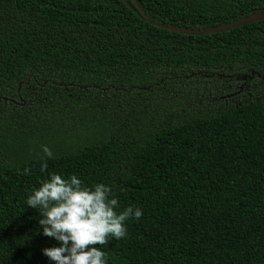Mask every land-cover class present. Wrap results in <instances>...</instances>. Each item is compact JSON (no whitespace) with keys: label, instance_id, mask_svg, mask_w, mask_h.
<instances>
[{"label":"trees","instance_id":"trees-1","mask_svg":"<svg viewBox=\"0 0 264 264\" xmlns=\"http://www.w3.org/2000/svg\"><path fill=\"white\" fill-rule=\"evenodd\" d=\"M263 11L0 0V264H54L41 249L56 242L25 203L51 172L113 186L117 211L142 209L125 238L97 245L108 264H264V21L164 28Z\"/></svg>","mask_w":264,"mask_h":264},{"label":"clouds","instance_id":"clouds-1","mask_svg":"<svg viewBox=\"0 0 264 264\" xmlns=\"http://www.w3.org/2000/svg\"><path fill=\"white\" fill-rule=\"evenodd\" d=\"M41 151L44 158H53L47 145H41ZM47 167L45 159L41 171ZM23 171L28 174L29 168ZM25 203L39 210L37 231L56 242L41 249L42 255L54 264H108L106 252L97 245L125 238L126 222L142 216L139 207L117 211L113 186L103 182L86 185L75 173H48L26 196Z\"/></svg>","mask_w":264,"mask_h":264},{"label":"water","instance_id":"water-1","mask_svg":"<svg viewBox=\"0 0 264 264\" xmlns=\"http://www.w3.org/2000/svg\"><path fill=\"white\" fill-rule=\"evenodd\" d=\"M264 21V11L256 13L252 16L243 18L239 21H236L232 24H228L225 26H220L217 28H214L209 31H191V30H184V29H174V28H169V27H164L166 30H169L171 32L179 33L182 35H187V36H204V35H209V34H216V33H223L227 32L230 30H234L236 28L244 27L246 25L254 24L257 22ZM260 77V75H258Z\"/></svg>","mask_w":264,"mask_h":264}]
</instances>
